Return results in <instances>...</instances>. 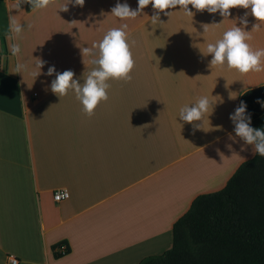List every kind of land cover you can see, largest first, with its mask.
<instances>
[{
    "label": "crops",
    "instance_id": "crops-1",
    "mask_svg": "<svg viewBox=\"0 0 264 264\" xmlns=\"http://www.w3.org/2000/svg\"><path fill=\"white\" fill-rule=\"evenodd\" d=\"M68 2L32 12L28 3L17 10L15 0H0V264L9 257L20 264H140L172 247L175 224L198 196L221 191L255 157L229 116L246 91L264 85V72L211 69L204 54L234 23L243 27L246 13L245 31L258 21L250 9H230L224 18L190 5L193 17L178 6L153 25L151 5L134 20L111 16L118 2L137 9L138 0H85L61 11ZM10 14L25 30L16 40L5 38ZM123 23L129 43L136 41L132 80H110L108 101L88 117L74 93L51 92L55 75L46 73L72 70L83 83L94 65L81 48ZM202 24L219 25L204 35ZM252 35V47L264 48V25ZM12 43L20 45L18 58ZM17 59L28 67L23 74L13 73ZM35 59L46 62L37 78ZM201 96L220 98L193 134L202 122L181 121L179 109ZM58 189L69 199L54 201Z\"/></svg>",
    "mask_w": 264,
    "mask_h": 264
},
{
    "label": "clouds",
    "instance_id": "clouds-1",
    "mask_svg": "<svg viewBox=\"0 0 264 264\" xmlns=\"http://www.w3.org/2000/svg\"><path fill=\"white\" fill-rule=\"evenodd\" d=\"M28 3L32 6V12L48 8L53 0H15V9L20 10L21 5ZM74 3L75 6L83 7L85 0H69L61 11L67 12L68 4ZM149 5L153 7L154 14L151 17V23H161L160 13L172 15L168 9H176L178 6L181 9L179 12L185 13L189 17H193L194 13L189 9L191 5L197 12L208 11L215 14L220 13L222 17L231 15L230 9L243 8L250 9L251 15L258 21L253 25L252 31H245L248 26V14L239 18V22L243 27L234 26L225 30L220 39L214 43H207L205 56L210 55L212 59L209 61L211 69L220 67L227 70H235L240 75L244 76L249 73L264 72V48H253L249 43L253 39V33L261 30V25H264V0H138V8L133 9L128 3H117L111 9V16L118 18L121 21L134 20L143 10ZM73 24H76L75 22ZM219 24H202L204 35H207L210 27ZM32 26L27 25V29ZM127 23L121 24L120 27L110 28L96 43L91 47L81 48L83 58L91 56V63L94 67L91 70H86L82 76L83 83L75 79V73L72 70L57 72L54 66L49 67L46 75L53 76L50 90L58 97L67 96L70 92L74 93L77 101L82 105V111L88 117L95 114V110L101 102H107L109 99L108 89L111 87L110 80L130 82L132 80L131 73L135 68V59L132 52V47L136 41L132 40L129 43ZM22 24L18 21L17 16L9 15L8 26L5 31V38L8 40H16L22 36L24 32ZM9 51L12 57H19L21 53L20 45L12 43L9 46ZM36 64L32 71V75L37 78L41 75V69L45 65L42 59H35ZM28 70L26 64H22L17 59V63L13 69L15 74H23ZM198 77V76H197ZM227 87V85H226ZM45 88V91H48ZM237 93L230 92L229 99H236ZM220 97H213L210 100L207 96H201L197 101L189 106L184 105L179 109V119L188 124L201 121L202 124H195L193 134L198 129L204 127V118L213 109V101ZM258 104L264 108V101L257 100ZM220 103L223 100L220 99ZM229 119L234 125L235 136L239 137L245 145L252 146V155L264 157V128H253L251 126V114L247 113V105L243 101L230 114ZM231 137V134H229ZM244 150V149H242Z\"/></svg>",
    "mask_w": 264,
    "mask_h": 264
},
{
    "label": "trees",
    "instance_id": "trees-1",
    "mask_svg": "<svg viewBox=\"0 0 264 264\" xmlns=\"http://www.w3.org/2000/svg\"><path fill=\"white\" fill-rule=\"evenodd\" d=\"M258 99L264 101V85L239 104L246 103L253 128H264ZM140 264H264V157L243 163L221 191L198 196L175 224L172 247Z\"/></svg>",
    "mask_w": 264,
    "mask_h": 264
},
{
    "label": "built area",
    "instance_id": "built-area-1",
    "mask_svg": "<svg viewBox=\"0 0 264 264\" xmlns=\"http://www.w3.org/2000/svg\"><path fill=\"white\" fill-rule=\"evenodd\" d=\"M69 197H70V193L66 189H58L53 194V199L56 202H61V201L67 200V199H69ZM65 250L66 249L63 248V252H65ZM7 264H20V262L15 257H9Z\"/></svg>",
    "mask_w": 264,
    "mask_h": 264
}]
</instances>
